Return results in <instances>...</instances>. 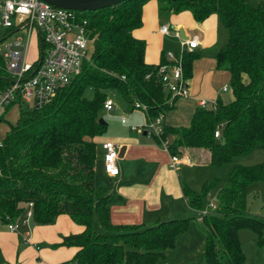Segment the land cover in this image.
Here are the masks:
<instances>
[{
  "label": "trees",
  "instance_id": "obj_1",
  "mask_svg": "<svg viewBox=\"0 0 264 264\" xmlns=\"http://www.w3.org/2000/svg\"><path fill=\"white\" fill-rule=\"evenodd\" d=\"M147 1L124 0L113 7L78 12L87 19L92 45L80 72L38 108L11 103L17 109L13 123L6 119L10 104L0 118L8 124L0 139V225L22 218L29 202L30 220L36 224H51L57 215L66 214L83 227L80 233L63 236L60 243L76 248L71 257L75 264H157L190 220L169 219L145 227L113 226L108 219L109 197L94 186L92 139L106 129V123L99 122L106 100L104 90L116 89L132 108L133 101L144 104L146 118L170 108L169 94L156 73L165 58L145 63V42L133 35L141 26ZM155 1L161 15L186 11L195 22L216 16L227 39L214 52L215 69L228 73L233 95L226 104L217 98L215 110L195 109L188 126L174 131L168 152L179 154L182 146L204 149L208 165L220 166L234 156L264 149V0H255L254 5L246 0ZM37 42L43 49L41 39ZM199 55H182L186 78ZM9 80L0 53V90ZM87 88L93 92L91 99L83 95ZM219 123L222 128L215 138L213 131ZM164 130L162 136L167 134ZM263 172L261 163L235 164L229 171L216 193L214 210L202 216V264H246L237 237L241 228L253 231L256 242L264 246V221L245 211L246 188L260 180ZM206 190V184L201 194L185 188L188 205L198 209ZM93 221L99 229H94Z\"/></svg>",
  "mask_w": 264,
  "mask_h": 264
},
{
  "label": "crops",
  "instance_id": "obj_2",
  "mask_svg": "<svg viewBox=\"0 0 264 264\" xmlns=\"http://www.w3.org/2000/svg\"><path fill=\"white\" fill-rule=\"evenodd\" d=\"M217 22L213 14L201 22H195L191 14L186 11L179 13L170 11L161 15L157 10L155 0L147 1L142 7L141 26L133 31V35L145 42V63H158L164 57V51L177 52L178 50V41L175 37L171 34H161L158 31L163 24H167L171 32L176 30L181 39L195 35L199 42L192 50L200 55L192 61L191 74L187 78L189 95L185 98H173L170 108L161 115L169 143L176 136L175 130L188 126L193 112L199 108L200 100H204L208 106L210 100L217 98L223 104L225 101V104L229 102L227 88L225 91L221 89L223 86H228L229 75L225 71L215 69L213 58L217 50L214 46ZM16 25L17 23L9 32L2 29L1 45L4 41H9L8 37H23V29ZM167 40L168 44L173 42V47L165 48ZM30 47H33L34 54L31 52L28 58L32 59L38 48L36 35L31 37L29 49ZM1 48L2 46L0 50ZM242 79L244 81L246 76L243 75ZM124 100L130 105L126 99ZM129 108L134 109L131 105ZM124 117L121 116L119 119L121 126L126 122ZM138 126L131 125L129 131L136 130L135 127ZM6 130L7 126L4 132ZM129 131L126 126L116 133L107 132L105 129L104 134L92 139L96 153L94 186L104 190L109 197V223L113 226L145 227L164 220L185 218V211L196 210L187 203L184 192L185 188L188 190L190 188L180 179L179 171L208 164V152L204 149L187 148L185 151L182 149L180 153L188 155L189 163L180 164L177 169H171L168 167L170 153L161 148L157 138L146 134L145 131H142L141 137ZM4 132L0 131V139L4 136ZM104 141H111L119 147H125L122 157L116 160L118 175L115 177H108L102 171V143ZM211 206L212 212L215 204ZM189 219L188 226L194 220L195 228L197 231L200 230L204 242L205 228L202 217L199 220L198 218ZM19 225L22 229L17 232H10L4 225H0V264L71 263V257L76 248L60 243L63 236L80 233L83 227L74 223L69 216L59 214L51 224L41 225L28 220ZM189 229L192 233L193 228Z\"/></svg>",
  "mask_w": 264,
  "mask_h": 264
},
{
  "label": "built area",
  "instance_id": "obj_3",
  "mask_svg": "<svg viewBox=\"0 0 264 264\" xmlns=\"http://www.w3.org/2000/svg\"><path fill=\"white\" fill-rule=\"evenodd\" d=\"M16 23V26L23 29L24 36H14L12 40L4 41L0 50L5 71L10 78L9 84L0 90V118L4 109L11 103L38 108L49 102L58 89L68 84L80 72L82 61L87 60V19L80 17L78 12L56 8L41 0H0V29H11ZM158 31L164 35L171 34L178 41L177 52L164 51L165 63L159 65L156 70L158 81L162 89L169 94L168 101L171 103L175 97L185 98L189 95L187 78L182 70V55L192 52L199 42L195 35L181 39L176 30H169L167 24L161 25ZM33 35L41 39L44 47L42 49L38 46L34 58L29 59L28 50ZM226 88L223 86L221 89L225 91ZM198 103L199 108H216V99L210 100L208 107L204 100ZM132 105L136 109L146 111V106L138 101H133ZM103 109H112L109 99L104 101ZM140 127L146 134L157 138L161 148L168 152L169 141L166 136H162L161 115L147 117ZM221 128L222 123H219L214 129L215 138L219 137ZM118 148L119 145L111 141L102 143V171L108 177L118 175ZM168 160V167L171 169L189 163V157L184 153L169 154ZM204 214L207 212L203 211L201 217ZM30 218L29 202L22 218L4 225L8 231L17 232L19 224Z\"/></svg>",
  "mask_w": 264,
  "mask_h": 264
},
{
  "label": "rangeland",
  "instance_id": "obj_4",
  "mask_svg": "<svg viewBox=\"0 0 264 264\" xmlns=\"http://www.w3.org/2000/svg\"><path fill=\"white\" fill-rule=\"evenodd\" d=\"M246 1L250 5L255 4V0ZM159 18L161 17L159 16ZM216 29V41L214 46L216 49H219L226 43L227 34L224 27L220 24L219 21L217 22ZM21 33L22 32H20V34ZM1 37L2 29H0V38ZM13 38L14 36L8 37L9 40H12ZM167 46H169V48L173 47V42L168 44L167 40L165 42V48ZM91 49V43L87 42V58L91 52ZM31 52L32 54H34L33 47H30V49L28 50V56L31 55ZM243 82L247 83V77ZM227 90L229 97L228 101L230 102L233 99V95L229 86H227ZM104 94L105 98L109 99L112 103L111 110L106 111L101 108V110L99 111L100 118L103 120V122L106 123V131L116 133L123 126H126L127 130L129 131L131 125H139L138 127H135L136 130L129 132H132L141 137V133L142 131H144V129L140 127V124L143 125L145 122V113L138 109L130 110V105H128V103L124 100L122 94L114 88H106L104 90ZM83 95L86 98L91 99L93 97V92L92 90L87 88L84 90ZM206 107H208V103H206ZM23 108H27V106L23 105ZM16 110L13 108L12 104L7 107L6 119L11 121V123L15 121V114L17 112ZM121 116H125L124 119L126 118V122L122 126L119 123V119ZM6 126H8L7 122L2 121L0 123V131L4 132V128ZM182 149L184 151L187 150V148L183 146ZM258 163L264 165V149H254L245 155L234 156L228 162L220 166H210L208 164H204L197 167H188L189 169L186 168L184 171L182 170V172L179 171L180 179L183 180V183H185L191 191L193 190L195 193H200L203 186L205 184L207 186L206 192L204 193V195H202L201 206L198 208V210L192 209L190 211H185L186 213L184 214V217L193 219L200 218L203 211L211 210V205L216 203L217 191L225 184L227 175L235 164L249 166ZM245 200L246 213L264 221V172L263 177L260 180L250 183L247 186ZM196 226L198 225L196 224ZM93 227L95 230L99 229L95 221H93ZM187 227V230L176 236L173 246L165 251V257L163 259H160L157 264H202L201 254L203 249V237L201 235V232L200 230H196L194 220L190 224V226L187 225ZM189 228H193L192 233H190ZM21 229L22 226L20 227L19 225L17 230L21 231ZM237 237L240 248L245 257V263L261 264L264 260V246L259 245L256 242V234L250 229L241 228L237 231Z\"/></svg>",
  "mask_w": 264,
  "mask_h": 264
},
{
  "label": "water",
  "instance_id": "obj_5",
  "mask_svg": "<svg viewBox=\"0 0 264 264\" xmlns=\"http://www.w3.org/2000/svg\"><path fill=\"white\" fill-rule=\"evenodd\" d=\"M53 7L65 10L81 12V11H94L113 7L124 0H41ZM181 34V31H179ZM182 36V35H181ZM99 122H103L99 118ZM125 147L120 146L117 151V158H121Z\"/></svg>",
  "mask_w": 264,
  "mask_h": 264
}]
</instances>
